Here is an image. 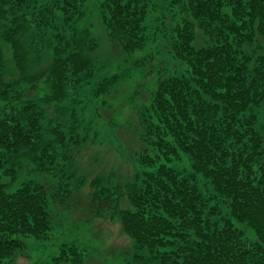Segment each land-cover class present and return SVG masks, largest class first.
I'll return each instance as SVG.
<instances>
[{"label":"trees","instance_id":"1","mask_svg":"<svg viewBox=\"0 0 264 264\" xmlns=\"http://www.w3.org/2000/svg\"><path fill=\"white\" fill-rule=\"evenodd\" d=\"M87 1L52 5L45 0H0V45L11 52L21 74L24 37L33 33L46 40L49 57L40 61L45 69L26 79L32 84L46 76L44 104L64 102L89 77V53L96 40L89 31L72 26L80 5ZM170 4L180 19L164 24L152 37L145 25L149 0H100L95 6L112 57H132L154 41L187 67L186 77L170 76L163 67L155 70L149 65L150 56L143 59L149 70L141 80L147 85L148 77L155 79L149 106L134 127L118 128L117 133L125 139L133 133L141 144L132 156L138 166L151 170L142 173L140 188L129 186L130 208L116 213L122 231L132 240L140 264H264V125L258 126L254 113L264 103V0H171ZM167 16L163 15L164 21ZM4 66L0 46V70ZM117 77L104 79L102 87ZM19 94H6L0 80V98L6 102L0 107V169L10 154L28 152L32 171L48 180L22 183L13 192L0 183V264H14L25 254L23 242L14 237L47 238L49 204L72 194L67 185L51 180L55 168L46 167L53 162L52 143H63L64 134L54 126L49 129L54 141L44 140L41 113L29 101L18 102ZM179 152L190 157L193 173L208 182L210 199L226 204L228 217L219 218L214 207L207 212L196 185L168 166ZM113 200L112 193L94 195L91 207L110 208ZM242 227L254 232L255 242L244 238ZM55 260L84 263L76 247L61 249Z\"/></svg>","mask_w":264,"mask_h":264},{"label":"rangeland","instance_id":"2","mask_svg":"<svg viewBox=\"0 0 264 264\" xmlns=\"http://www.w3.org/2000/svg\"><path fill=\"white\" fill-rule=\"evenodd\" d=\"M46 1L52 5H62L64 0ZM99 1L88 0L80 5L81 13L72 23L75 29L89 31L92 36L90 38L96 40V44L89 53L92 61L89 77L84 79L78 91L71 93L62 103L47 105L41 101L44 92L48 91L46 76L32 84L26 81L28 77L36 76L45 69V62L40 61L49 57L46 40H38L33 37V33L24 37V74L13 65L8 48L0 45L5 61L4 68L0 70L3 91L6 94L19 92L18 102L29 101L34 111L41 113L39 123L44 140L53 139L49 129L54 126H58L65 136L63 143L53 139L49 156L53 162H47L46 167L55 168L56 177H51L55 184L67 185V189L72 191L70 197L63 202L49 204L52 218L47 238L14 237L23 242L25 250V254H20L14 264H69L55 260L61 249L69 247H76L82 254L83 264H140L135 257V246L122 231L116 213L130 208L127 200L129 186L136 185L140 188L142 173L151 169L138 166L132 156V151L141 144L133 133L125 139L118 135L117 129H125L130 124L134 127L138 115L146 114L144 108L149 106V91L154 88L155 79L148 77L147 85L146 81L141 80L142 74L149 70L147 62L143 65L145 56L151 57L149 65L155 70L163 67L170 76L186 77L187 67L154 41L132 57H112L104 25L97 10L95 11ZM149 1L151 9L145 25L148 35L152 37L157 29H162L164 24H174L180 17L174 16L171 0ZM164 14L168 15L165 21ZM86 44L89 47L90 40L87 39ZM114 75L118 76L117 80L103 88L101 83L104 79ZM135 88H138L140 95H134ZM5 103L0 98V107ZM254 113L257 114L258 126H263L264 103L254 109ZM142 130L140 126L138 131L143 133ZM149 154L155 153L150 151ZM33 164L28 152L10 154L0 169V183L7 186L8 192L15 191L25 182L45 183L48 178L37 170L32 171ZM168 166L196 185L198 193L208 206L207 212L214 207L212 209L216 208L219 218L228 217L226 204L211 200L212 190L208 182L193 173L188 155L179 152ZM110 193L114 196L110 208L96 204L101 209L99 212L96 207H91L94 195L106 197ZM241 229L247 241H256L252 230L245 227Z\"/></svg>","mask_w":264,"mask_h":264}]
</instances>
